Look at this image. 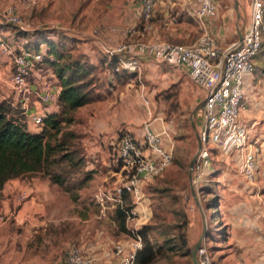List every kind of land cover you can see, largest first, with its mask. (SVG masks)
<instances>
[{"label":"crops","instance_id":"obj_1","mask_svg":"<svg viewBox=\"0 0 264 264\" xmlns=\"http://www.w3.org/2000/svg\"><path fill=\"white\" fill-rule=\"evenodd\" d=\"M45 1L37 0L36 5L49 7ZM88 1L91 3L84 10L85 16L78 18V22L83 21V17L87 16L94 20L95 28L102 30L100 37L91 36L86 42L76 43L78 47L82 44V51L79 53L86 57L88 63L96 67L94 83L91 85L93 100L77 109L87 112L86 124L82 125L81 132L85 149L83 170L90 173L91 177L78 191V198L75 201L62 192L58 185L40 175L32 177L27 183L20 182L19 178L7 181L0 190L2 194L0 204L2 213L10 214L13 220L1 236L2 264H61L59 255H56L57 249L61 244L70 241L78 244L84 254L93 257V264H109L115 261L112 254L114 245L128 244L132 241V236L118 231L114 216L116 207H122L124 204V194L118 197L115 192V187L121 180V171L114 144L118 131H129L138 138L142 135L141 125L136 126L129 117L131 109L135 112L138 95L149 114L148 117L144 115L143 121H150L151 127L156 132L165 130L167 136H164L163 143L166 147H172L168 125L161 118L152 117L149 104H145L144 97L149 99L150 94L143 86L139 91L134 89V93L128 89L140 74L134 72L135 74L130 77L116 76L107 62L100 61V52L104 57L105 48L113 47L122 41L123 37L119 31L125 27H132L135 30L131 36L135 40L157 41L155 34L165 30L170 37L179 39L182 44H191L200 35L199 29L201 30L202 26L191 23V18L197 21L195 6L186 4L184 0H155L152 17L144 20L141 16L139 0H108L106 5L104 0H86ZM50 7L51 10L55 8V3ZM237 7L238 0H235L231 9L224 12L221 10L217 18L208 20L206 25L204 24V29L214 34L221 46L231 45L240 36ZM42 10L46 11V9ZM57 27L74 31L73 28L64 25ZM86 33L90 36L89 30ZM0 34L5 36L4 40L12 43L15 48L25 41L24 38L15 37L6 26H0ZM54 38L52 36V39ZM142 61L141 72L148 80L153 82L159 77L168 75L163 63L146 57ZM254 63V72L244 75L243 92L247 102L243 118L248 127L249 139L260 146L256 178L253 183H249L236 171H224L218 176L224 178L219 197L220 218L223 228L226 229V237L222 241L227 242L232 257L239 258L245 262L244 264H247L244 259L251 261L253 258L257 259L254 264H264V64L260 62L259 56L255 58ZM181 68L188 75L187 69ZM11 71L10 59L0 53V100H7L13 106L20 107L24 99L12 90ZM39 77L38 72L31 75L29 82L34 93L29 94L24 100L28 103V109L22 110L20 107L26 127L33 133L40 131V127H37L33 121L34 114L58 110L54 104L40 103L34 91L40 87L42 79ZM197 91L201 95V92ZM117 97L120 98V103ZM120 123L124 124L119 125ZM161 176L162 179L156 180V178L150 181V184H144L141 198L137 202L134 199L131 201L132 213L138 214L140 219L144 220L140 226L148 224L145 221L152 216L153 194H160V188L168 182L167 170ZM148 184L153 185L147 192L145 188ZM19 192L27 195L24 202H17L16 195ZM192 196L203 226L204 211L199 208L196 196L194 194ZM129 221L127 220L126 226L133 231V228L137 227H131ZM197 229L198 218L188 215L186 233L189 242L195 239ZM45 244L49 245L48 252L41 250Z\"/></svg>","mask_w":264,"mask_h":264},{"label":"built area","instance_id":"obj_2","mask_svg":"<svg viewBox=\"0 0 264 264\" xmlns=\"http://www.w3.org/2000/svg\"><path fill=\"white\" fill-rule=\"evenodd\" d=\"M184 1L195 6V16L201 22L217 12L215 0ZM21 3L32 8L37 0H21ZM139 5L142 18L149 20L154 12L155 0H139ZM2 16L9 24L27 30L28 25L14 13L11 5L7 6ZM134 31L132 27L121 29L119 34L123 40L113 47L105 48L109 57L115 56L117 59L114 66L116 72L140 74L142 59L151 58L158 63L186 68L191 82L201 92L202 123L197 134L198 146L191 168L190 184L198 188L204 180L210 166L211 148L219 150L226 157H233L243 178L253 183L260 146L249 139L248 127L243 118L247 102L243 92V80L245 74L254 72V60L257 56L264 64V0H251L246 25L239 38L226 48L205 29L191 44L135 40L131 37ZM101 32L96 27L92 30V35L98 38ZM0 53L10 59L12 90L16 94L25 100L29 94L34 93L29 80L34 72H38L42 80L39 89L34 91L40 103L57 106L59 86L51 84L41 74L45 70L42 63L43 50L34 52L22 45L15 49L12 43L0 38ZM49 76L53 78L52 73ZM24 100L20 107L27 110L29 106ZM144 101L146 105L149 104L146 97ZM46 112L48 110L44 113ZM43 115H33L37 127H41ZM141 129L142 135L139 138L129 131H118L114 144L121 171V180L115 187L118 197L128 193L139 200L142 186L155 180L172 162V147H166L163 143L167 132H156L148 120L141 123ZM25 198L27 195L23 192L16 195L19 203ZM194 205V202L189 203L187 210L193 211ZM142 243L138 234L128 244L116 243L112 249L115 261L109 264H133ZM196 256L199 264H211L206 244H201ZM62 263L93 264L94 258L84 254L79 248L68 247Z\"/></svg>","mask_w":264,"mask_h":264},{"label":"rangeland","instance_id":"obj_3","mask_svg":"<svg viewBox=\"0 0 264 264\" xmlns=\"http://www.w3.org/2000/svg\"><path fill=\"white\" fill-rule=\"evenodd\" d=\"M10 1L11 0H0V17L2 19H0L2 21L0 26L9 27L15 37L21 38L24 36L20 31H25L27 37L35 36L41 32L46 31L48 33L51 31L55 33V38L50 41H53L56 45L63 44L66 50H73V54L78 55L80 54L79 52L82 51V44L78 47L76 43L86 42L88 39H91V36H93L92 30L95 28V25L93 24L94 20L86 16L83 17V21L81 20L78 22V18L85 16L83 13L91 3L89 1L53 0L52 2H49L46 0L45 4H49V7L46 6V8L37 5H34L32 8H27L21 3V0ZM234 1L235 0H215L217 4L216 14L213 17L203 20L202 23H200V20L198 19L196 21L191 18L192 24H196V26L202 24L203 26H201V30L199 29L200 35L198 38L203 34L204 24L206 25L207 23L206 21L217 18V15L221 10L224 12L225 10L231 9L234 5ZM107 2L108 0H104V5H106ZM53 3H55V8L51 10L50 6ZM7 4L9 6L11 5L14 8V13L18 15L26 25H28L27 30H21L19 27L13 26L5 21L2 14L7 8V6L5 7ZM250 4L251 0H238L236 14L238 15V26L240 32H242L249 19ZM42 9H46V11ZM57 25L68 26L73 28L74 31L71 32L62 30L58 28ZM88 30L90 36L86 33ZM65 32H70V34H64ZM210 35L218 41V38H216L214 34L210 33ZM155 36L157 41L181 43L179 39H173L170 37L168 35V31L165 30L162 32L158 31ZM3 37L5 36H1L4 40L5 38ZM34 39H36V37L31 38L28 45H26L27 47H25L26 49L35 51L32 45L35 41ZM16 45L17 44H15V46ZM222 47L226 48L224 46ZM100 53V58H102V60L106 59V57H102L103 53ZM163 66L168 72L167 76L159 77L152 82L150 79L148 80V78L144 77L143 72H140L137 80H135L128 89L134 93V89L139 91V89L143 86L145 91L150 94V98L147 100L149 101V109L150 112H152V117L161 118L162 121L166 122L169 127V141L173 148V159L171 164L162 172L165 173L167 170L166 179L168 182L166 185H162V188L164 189L160 188V194H153L151 205L152 216L150 219L145 221L152 227H155V229L152 231H148L147 229L144 236L138 233V230L141 227L140 225L144 223V220L140 219L138 214L134 215L132 213L133 204L131 203L132 206L127 211L125 218V227L127 231L126 233L123 232V234H128L127 232H129L130 236L133 235L132 237H134L135 234L138 233L145 245L148 244L151 246L152 244L155 247L158 245H165L164 240L165 238L168 239L165 249L153 250L154 254L151 261L146 264H192L191 249L198 241L199 235L203 232V226L201 225V221L198 216L197 206L194 205V211H187L188 204L194 202V198L191 193L189 175L191 174L190 162L194 157L196 158V150L198 146L197 134L202 123L201 95L191 82L187 73L184 72L181 67L170 66L167 64H163ZM41 74L45 80H49L51 84H56V80L49 76L50 73L47 70H43ZM117 100L118 103L121 102L118 97ZM136 101L138 103L136 102L135 104V112H132L131 109V115L129 117L132 123L139 126L144 120V115L145 117H148L149 114L147 107L141 103L139 95L136 98ZM114 105L116 106V103H114ZM85 114H87L86 111L78 110L76 113V123L69 127L81 136V141L78 140L79 142L77 144H80V148L84 153L83 134L81 132L83 131L82 125L86 124ZM123 124L124 123H120L119 125ZM224 171H236L240 174L238 164L233 157H226L219 150L211 148L210 166L207 169L206 176L198 188L193 186L195 196L198 200V206L204 211L203 215L204 225L206 227V237L203 240V243L206 244L210 253L211 264H244L245 262L241 261L239 258L232 257L230 254V247H228L227 242L222 241L226 237V229L223 228V223L220 218L221 207L219 204V197L224 178H218V176ZM83 173L84 172L81 171L79 176H82ZM162 173L156 180L162 179ZM31 178V176H23L19 177V180L20 182L25 181L27 183L28 180H31ZM148 183L150 184V182ZM149 184L145 188L147 192L149 191L148 188L153 185ZM124 195H127L130 201H132V199L136 202L138 201L131 194L124 193ZM1 198L2 194L0 191V200ZM25 200L26 198L21 202H24ZM123 206L124 204L122 207ZM2 212L0 204V249L3 246L1 244V236L6 232L5 230L7 225L12 224L10 221L13 220V217L10 214H3ZM188 215L198 218V229L195 239L191 242H187V245H185L182 237L180 236L184 235L185 238H187L185 232ZM127 220H130L129 222L131 223V227L136 226L137 228H133V231L128 229L126 226ZM215 229L218 231H215ZM162 235L164 238H162ZM68 247H76L80 249V246L75 242L70 241L64 245L61 244L57 249L56 254L59 255L61 264H63V256ZM48 249V244H45L41 248V250L46 252L49 251ZM146 255L147 253L145 251L141 255V258ZM244 261H246L247 264H254L257 259L253 258L251 261L244 259ZM2 262L0 259V264H2ZM133 264L141 263L135 257Z\"/></svg>","mask_w":264,"mask_h":264},{"label":"trees","instance_id":"obj_4","mask_svg":"<svg viewBox=\"0 0 264 264\" xmlns=\"http://www.w3.org/2000/svg\"><path fill=\"white\" fill-rule=\"evenodd\" d=\"M20 32L24 35L21 38L25 40L21 42L22 46L27 47L31 38L36 37L32 43L34 50H43V69L52 73L59 86L58 110L44 113L40 131L33 133L27 129L20 107L13 106L7 100H0V190L11 179L40 175L58 185L62 192L75 201L78 191L87 184L91 175L83 170L84 152L80 144H77L78 140L81 141V136L69 127L76 123L77 109L93 100L91 85L94 83L96 67L88 63L82 53L74 55L73 50H66L63 44L56 45L50 41L55 36L51 31L29 37L25 31ZM104 57L106 59L101 58L100 61L107 62L116 76L134 75V72H116V57H109L107 54ZM81 171L84 173L79 176ZM123 199L124 206L116 207L114 216L118 231L126 233V213L132 204L127 195ZM147 229L152 231L155 227L143 224L138 233L144 236ZM185 234L187 237L186 232ZM180 237L187 245L188 238L184 235ZM164 241L166 245L168 239L165 238ZM165 245L155 247L151 244V247L143 242L136 252V259L141 264H146L151 261L153 250H164ZM145 251L147 255L141 258Z\"/></svg>","mask_w":264,"mask_h":264},{"label":"water","instance_id":"obj_5","mask_svg":"<svg viewBox=\"0 0 264 264\" xmlns=\"http://www.w3.org/2000/svg\"><path fill=\"white\" fill-rule=\"evenodd\" d=\"M194 161H195V157L190 162V168H192ZM189 182H190V175H189ZM190 187H191V193L195 195L194 187L191 184H190ZM205 231H206V227H205V225H203V232H202L200 238L198 239V241L195 243L194 247L191 249V263L192 264H199L198 258L196 256V251L201 246V244L203 243V240L206 237Z\"/></svg>","mask_w":264,"mask_h":264}]
</instances>
